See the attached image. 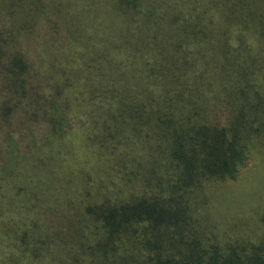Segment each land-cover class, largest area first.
Returning a JSON list of instances; mask_svg holds the SVG:
<instances>
[{"label":"trees","instance_id":"16d2710c","mask_svg":"<svg viewBox=\"0 0 264 264\" xmlns=\"http://www.w3.org/2000/svg\"><path fill=\"white\" fill-rule=\"evenodd\" d=\"M0 136V264H264V201L207 213L264 149V0H0Z\"/></svg>","mask_w":264,"mask_h":264},{"label":"rangeland","instance_id":"374dc122","mask_svg":"<svg viewBox=\"0 0 264 264\" xmlns=\"http://www.w3.org/2000/svg\"><path fill=\"white\" fill-rule=\"evenodd\" d=\"M27 137L22 138L23 140H20L19 149L21 154H22V150L25 151L24 145L29 143L28 141L29 138ZM31 146L32 145H30L29 143L28 151H26L24 154L31 153L32 151ZM1 148L4 149V139L0 136V150ZM26 159H27L26 157H23L22 162H19L20 164L19 171L21 170L19 173L20 176L11 175L10 173L2 174L0 172V177L4 175L3 176L4 182L1 183L2 186L0 187V191L3 192L4 194L3 199H1L0 201V215H1L0 218L1 217L7 218L9 220L8 225H12L14 227L20 226L22 228H24L25 225L28 224L30 221L31 222L33 221V218L35 217V213L37 212V209L34 208L32 211V209L30 208V203H27L24 200L26 199V197H29L30 194L32 195L33 191L30 192L28 190V192H25L24 190H22L20 196L18 192V188H19L18 186L26 185L27 187L26 179H22L21 177V173L24 171V167H26V164L28 163ZM37 174L38 176H40L39 173ZM16 177L18 178L16 179ZM40 187L41 190L43 191L44 185H42L41 182H40ZM209 190L211 191V194L213 196L214 205L212 203V206L210 205L209 211L207 210L205 211H207L209 217L216 222L218 217L217 210L221 211L224 207L228 208L229 207L227 206L228 204L233 205L235 202H239V203L244 202L245 213H241V215L252 214L255 211H260L261 208L260 203L264 201V149L262 148L253 149L252 153L248 158L246 165L239 170V172L237 173L234 179L225 180L216 183L210 186ZM217 201L220 202L221 204L220 208H218L220 204L217 205ZM31 202H33V200ZM23 203H25V206L23 205ZM229 212L232 215L230 208L224 211V213L227 214H229ZM35 233H36L35 230L31 227V229H29L28 238L33 237ZM9 235H11L9 230L7 228L6 229L2 228L0 225V244H4L6 239L8 242L7 245H2L0 246V248H4V253H6L11 248H13L12 252L17 253V250L14 249V247L17 246L18 240L17 239L14 240L15 242L13 243L14 245H9V242L12 237ZM60 235L63 237L62 234ZM28 253L29 252L27 251L26 254ZM11 263L14 264V260L13 262H10V264Z\"/></svg>","mask_w":264,"mask_h":264}]
</instances>
